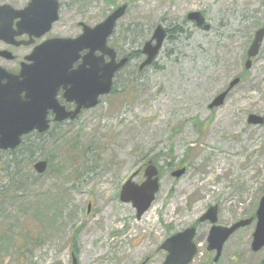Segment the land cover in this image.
Returning a JSON list of instances; mask_svg holds the SVG:
<instances>
[{"label":"rangeland","instance_id":"1","mask_svg":"<svg viewBox=\"0 0 264 264\" xmlns=\"http://www.w3.org/2000/svg\"><path fill=\"white\" fill-rule=\"evenodd\" d=\"M59 1L54 34L78 36L80 22L95 26L126 5L109 44L123 54L141 50L158 25L166 39L144 70L134 55L112 92L77 122L0 151V169L18 161L0 171V264H163V242L190 226L199 244L191 264H264V247L251 248L264 194V123L248 122L264 117V37L246 67L264 28V0ZM235 78L224 103L209 108ZM40 160L48 161L42 174L34 169ZM149 160L160 190L138 218L120 192L131 177L145 180ZM214 205L220 226L255 217L230 236L217 262L207 249L211 223L199 220Z\"/></svg>","mask_w":264,"mask_h":264},{"label":"water","instance_id":"2","mask_svg":"<svg viewBox=\"0 0 264 264\" xmlns=\"http://www.w3.org/2000/svg\"><path fill=\"white\" fill-rule=\"evenodd\" d=\"M59 0H30L28 5L17 10L11 4L0 5V39H6L7 29L15 17H22L18 23L20 27L36 37H42L52 27V23L59 17ZM126 5L118 7L107 18L95 26L82 23L83 31L77 37H55L37 45L30 59L33 63L23 67L20 75H15L0 67V149H15L22 142V137L34 130L43 133L49 128L47 114L54 110L56 120L62 121L68 117L74 118L82 108H93L99 103V97L109 94L113 88L115 73L122 68L128 58L116 60L115 50L108 46V38L114 32L116 22L125 13ZM197 24L204 19L199 12L188 15ZM208 28V26H206ZM165 28L158 25L152 38L145 42L143 53L145 60L140 69L150 65L165 41ZM264 37V28L256 32L255 38L248 51L246 67L252 64V57L259 53ZM89 49L83 63L78 70L69 72L71 65L79 58V53ZM102 51L97 57L96 51ZM109 55L110 60L104 62V56ZM88 66V68H87ZM5 80V82H3ZM240 82L235 78L229 88L219 94L209 105V108L224 103L229 91ZM71 84L67 93L70 100L78 104L73 112H67L56 100V90L60 85ZM25 92V96H22ZM250 124L264 123V117L251 114L248 118ZM48 161L40 160L34 164V169L42 174L47 170ZM185 168L173 173L180 177ZM146 179L138 184L132 177L122 186L120 199L123 202H132L140 218L152 205L156 194L160 190L159 169L150 160L145 169ZM256 227L253 232L251 248L254 252L264 247V194L260 199L256 211ZM201 221L209 220L213 226L208 236V250L216 251L214 261L217 262L222 254L225 242L239 228L250 225L254 217L241 219L231 226H220L218 220V205L211 206L201 216ZM196 228L187 227L168 237L162 248L168 252L163 264H191L198 253V243L194 240Z\"/></svg>","mask_w":264,"mask_h":264},{"label":"flooded vegetation","instance_id":"3","mask_svg":"<svg viewBox=\"0 0 264 264\" xmlns=\"http://www.w3.org/2000/svg\"><path fill=\"white\" fill-rule=\"evenodd\" d=\"M30 0H27V3L24 5H12L17 10L24 9ZM61 17V3L59 8V17L58 19L52 23V27L50 31H48L45 35L42 37H36L35 34H31L29 31L25 30L24 27H20L18 23H20L23 19L22 17H15L13 21L11 22L10 27L7 29L6 39L1 38L0 39V67L7 70L8 72L20 75L22 69L26 65H30L33 63V60L30 59V56L32 55L34 48L47 41L48 39L55 38V37H77V36H67L64 34H57L52 33L54 32V27H57L60 22ZM192 20V19H191ZM82 25V22L79 24ZM83 31V27H82ZM80 35V34H79ZM166 39V38H165ZM108 46L115 50L116 53V60L120 61L122 58L127 57L128 60L126 64L120 68L115 74L117 75L121 70H123L130 62L131 60L135 59L136 55L141 56V58L145 57V54L143 53V50H136V51H130L129 53H121L119 49L115 48L112 44H109L108 40ZM141 51V52H139ZM89 52V49H84L79 53V58L71 65L69 68V72L78 70L80 65L84 61L85 55ZM95 55L97 57H100L102 55V51L98 50L95 52ZM110 60L109 55L104 56V62H108ZM88 68V66H87ZM140 68V67H139ZM147 67H144L141 70H144ZM115 75V77H116ZM5 82V80H3ZM71 84L66 85H60L56 90V100L59 103L60 106L64 107V109L67 112H73L77 109V102L75 100H70L68 98L67 93L71 88ZM22 96H25V92H22ZM210 105V104H209ZM88 109L82 108L80 112L75 115L74 118L68 117L62 121L56 120V113L54 110H49L47 114V118L49 119V128L47 131L41 133L38 130H34L30 132L28 135L25 136H36V137H44L48 134L54 135V130H57L62 125L71 124L74 122H77L79 118L87 111ZM24 138V137H23ZM201 221V220H200ZM204 222V221H202ZM196 234H197V228H196Z\"/></svg>","mask_w":264,"mask_h":264},{"label":"trees","instance_id":"4","mask_svg":"<svg viewBox=\"0 0 264 264\" xmlns=\"http://www.w3.org/2000/svg\"><path fill=\"white\" fill-rule=\"evenodd\" d=\"M139 52H141V51H139ZM41 137H39V138H41ZM27 138H28L27 136L24 137L23 142L21 143V145L19 147H21L22 145H25V142H26V139ZM15 151L16 150H10L11 153H14ZM15 165H18V161L15 160V159L14 160H11L8 163H6L4 169L1 168L0 171H7V172H9L10 170H13L14 169V166ZM0 176H1V172H0ZM2 196H3V186L0 185V197H2Z\"/></svg>","mask_w":264,"mask_h":264},{"label":"bare ground","instance_id":"5","mask_svg":"<svg viewBox=\"0 0 264 264\" xmlns=\"http://www.w3.org/2000/svg\"><path fill=\"white\" fill-rule=\"evenodd\" d=\"M146 214V213H145Z\"/></svg>","mask_w":264,"mask_h":264}]
</instances>
